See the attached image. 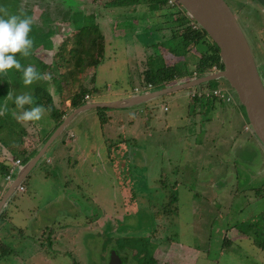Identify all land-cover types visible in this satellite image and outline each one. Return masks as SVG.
<instances>
[{
	"label": "rangeland",
	"instance_id": "rangeland-1",
	"mask_svg": "<svg viewBox=\"0 0 264 264\" xmlns=\"http://www.w3.org/2000/svg\"><path fill=\"white\" fill-rule=\"evenodd\" d=\"M227 1L234 12L242 5L240 0ZM165 7L172 11H179L181 8L179 4L175 6L166 5L163 8L165 9ZM237 12L239 11L237 10ZM262 15L263 12L260 8L245 4L243 12H239V22L250 42L257 64L264 77V20ZM119 17L122 18L119 26L117 23L118 21L115 20V24L119 27V31H122V28H125L127 25L129 27H135L134 21L138 18L125 13L119 14ZM142 18H144V14ZM158 18V15L154 14L153 17L147 20L149 21L152 19V21H157ZM187 19L188 18H183L181 21L186 22ZM174 20L175 19H173V21ZM118 37L120 40L116 39V32H111V36H108L109 40L108 47L106 46L105 59L95 64L93 67H88L87 61L81 63L84 64L82 68L75 66L73 60L65 64L66 62L63 60L65 56L70 58L67 52L63 59L57 58L58 64L61 63V71L65 74L62 79L64 87L62 89V96L58 95L56 99L57 102H59L58 106L61 107L62 105L63 108L65 101L62 100L71 99L76 92L84 88H88L90 90L89 92L93 93L96 99L112 98L119 89L128 93L133 91L134 86L137 85L138 82L134 77L137 68L144 67L145 63H142V60L146 62V59L153 56L154 52L149 48L146 49V54L136 51V53L130 56L125 40L122 38L124 36ZM71 45L70 41V45L67 49L70 48ZM170 59L168 60L169 62L175 61L174 58L172 60ZM89 60H91V57ZM137 60H141L139 63L140 65L135 62ZM86 66L88 68H86ZM146 68L147 66H145L144 69ZM211 83L215 84L216 81H211ZM221 83L223 84L218 87L224 90H226V87L222 85L230 86L225 79H222ZM53 89L55 88L52 87L51 90L53 91ZM187 90H189V88L170 92L153 99L155 102L163 99L167 101L164 106L167 108H164L166 111L163 107L161 109L155 107L152 113L154 117L151 119L153 131L158 133V135H162L161 138L165 139L168 136L163 127L166 125V122H168V127L170 126L174 132H176V130L187 121ZM177 93L179 97L173 98L172 96ZM35 99L37 100L38 98ZM211 99L218 100L216 97H211ZM33 103L39 105L38 100L37 102L33 100ZM30 105L31 106H27V108L29 107L30 109L34 107L32 104ZM143 106L144 105H137L120 109H90L81 113L80 116L72 122L70 127L76 134H79L83 138V144L80 145V143H75L71 147H68L69 151L66 152L69 157H67V159L69 160L70 158L71 163L68 164L66 169L65 166H62V163L58 161V159L64 157L63 154H56V159H54L53 150L50 149L47 155L38 162L36 167L25 178L24 185L26 191L16 192L15 198L20 204L22 203L24 205V203H26L29 210L25 215H21L13 226L4 231L6 232L5 234L2 232V229H0V232H2L0 234L1 241L8 244L10 247L9 252L0 254V264H17L14 261V254L16 257L19 255L20 257L23 256L24 264H67L70 262V254L77 256L79 252L83 259H86L88 264H104L105 259L107 264H109V252H111V248L114 247V243L113 240L109 239L107 234L97 232L93 229L80 231L79 226H73L76 230L75 232L74 229H71L63 235V237H68V239L72 241V251L66 255H62L58 251L59 248L56 250L46 245V240L50 239L54 231H56L55 227L52 226L48 219L52 217L57 218L58 221L62 222L56 225L59 227H61L60 225L62 224H69V226H72L76 223H82L81 221L87 219L86 213L98 215L100 212L104 211L102 210L100 202L95 199L96 197L99 199L101 198L107 205L114 202L121 204V192L123 189L131 193L133 192L132 194L136 197L146 198L143 199L142 203H140V201L137 202V198H127L126 202H128V204L137 203V214L131 216V223L135 226H133L130 231H134L135 228L136 232H141L143 227L144 230H146L150 226H153V224L151 225L153 216L147 208L146 204H148V202L146 200L152 204L162 203L163 205V201H165L166 197L169 199L172 195H175L178 197V200L171 206L173 213L170 212V219L174 221L172 224L176 227L174 231L178 232V230H176L177 228L182 230L180 234L181 237L175 239H179L178 244H184L185 246H191L193 244L197 249L202 250L200 253L202 261L203 258L206 260L210 258V260L215 259L216 262L217 258L220 257V260L223 259L221 264H243L242 261L248 264L251 259H253L252 253L256 254L261 252L260 249L258 250V248L252 244L251 240L247 241L242 237L236 240L235 243L224 244L222 242L223 229L225 235L227 229L232 230V225L234 226V224H238V226H235L236 228L234 227L236 230L241 229L242 232L255 234L254 231L250 232L248 226L243 224L249 219L248 209L243 213L239 211L242 205L247 204L251 199L256 197L254 191L244 194L241 190H248V187L256 186L259 181L263 180L261 177H256L255 183H248V181H250L249 179H252V176L256 173L253 166L255 162L252 157H248L249 160L253 161L252 163L251 161L246 162V158H242L243 161L240 163L241 160L236 159V155L233 154V151H229L231 154L229 155L226 151V145H220V141L219 144L217 143V145L220 146V155L225 152V154L229 156V161H226V164L229 165V169L226 168V171L223 172L222 168H220L222 177L217 178L218 180L215 181L212 180V183L217 187V191L221 196L216 202L213 201V197L208 201L204 199L203 192L200 191L195 181L180 177L182 172L180 175H177L175 167H171L167 159L162 158L159 152L157 154L154 144L150 145L146 143L145 148L144 144H141V150H135L136 154L142 155L143 153L147 162L135 159L134 163L123 167L122 160L117 159L115 160V166L104 167V163L109 159L107 158L108 143L111 139L117 141V137H124L125 135L119 121L121 118L124 121V127L128 130L147 128V121L150 118L148 117L149 113H147V111L143 109L140 110ZM41 108H45L44 104L41 105ZM69 108L72 109L73 107L69 106ZM106 111H108V117L104 122L102 116H107ZM40 121L42 123H47L48 119L42 117ZM185 125L189 128L191 123L189 125L185 123ZM16 128L19 132V130L23 129V126L17 125ZM108 130L111 131V133H109ZM25 133H28V129L25 130ZM168 138V140L172 139L169 136ZM173 141H176V137H173ZM204 143L206 144V142ZM111 148L110 153L114 151ZM257 150H259L258 147ZM253 151L254 150L251 149L248 152L252 155V153H254ZM49 155L53 157L52 162L46 161ZM240 155L241 153H239V156ZM254 155H256V153H254ZM9 167H12V162L9 163ZM93 167L95 168V173L92 172ZM184 169L188 174H190V171L195 172L196 170L194 166H185ZM204 170H207L206 167H204ZM17 171L18 168L15 169V174ZM65 174H68V177L71 176L69 180L73 179L72 189H74V195H69L63 187L64 177H66ZM203 176L211 178V172L208 171L207 175ZM223 178L227 179L224 180ZM237 178H239V180ZM125 180L130 183H127L123 188L122 184ZM50 182H52L53 188ZM78 187L79 192H75V189ZM238 187L240 189L239 192L236 193ZM51 197H53V200H50ZM55 198L57 199L54 200ZM230 198L233 200H230ZM211 202L212 204H210ZM141 204L144 205L141 207ZM198 205L203 207L206 206L208 213L203 211L200 212L199 207H197ZM260 205L264 207V199ZM217 212H219L218 220L213 226H210ZM59 215L62 217H59ZM176 216L177 218L174 219ZM30 217L33 220L30 219ZM103 221V216H98L95 219L97 225L103 223ZM45 223H48L49 226H46ZM200 223L207 227L209 234L212 233L211 245L207 251L208 256L206 252L203 253V250L206 248L202 246L203 243L198 239L199 229H202ZM39 224H42V226H38ZM93 227L100 228L101 226ZM149 232L151 231H143L145 236H147ZM232 233L233 230L231 234ZM39 237L44 239L45 244L43 248L39 243ZM159 243L156 255L159 256L163 264H183V261H186L182 259L181 256H183V258L191 257L192 261L199 256L198 253L192 254L191 256L188 253L190 252L188 249L185 251L181 250L177 243H170L160 239ZM104 248H106L104 253L108 251L107 256L102 253ZM221 249L226 251L225 256H221ZM46 254L50 256L48 260H46ZM67 255L69 257H67ZM146 263L145 261V264ZM126 264L140 263L131 256L128 258ZM196 264H201L200 260Z\"/></svg>",
	"mask_w": 264,
	"mask_h": 264
},
{
	"label": "crops",
	"instance_id": "crops-1",
	"mask_svg": "<svg viewBox=\"0 0 264 264\" xmlns=\"http://www.w3.org/2000/svg\"><path fill=\"white\" fill-rule=\"evenodd\" d=\"M154 14L158 15L157 21L147 20L150 17H153ZM133 13L131 16H134ZM144 13V18H142L143 15H141L139 18H137L134 21V30H125L123 33V39L125 40L127 50L129 52V55L136 53V51L144 52L146 54V49L151 48L154 52L153 56L146 59V62L143 61L142 63H145V66H147L146 69L144 67L137 68V72L135 74V79L138 80L137 85L134 86L133 91L131 93H136L135 90L136 87L144 85L146 82V79L144 77V72L148 69H152L153 71L157 70L161 66H177L178 69L181 71L182 76L178 78L175 82L169 84L174 85L180 82H186L190 81L196 78H202L204 76L212 75L220 70V68L217 65H213L212 68L209 71H206L204 73H200L197 70V64L200 61V58L202 55L209 54L212 51H214V48L212 47L211 41L209 39H205L201 41L198 45L195 47H192L190 51L186 50V47L182 44L183 38L181 36H178V28H180L179 21L175 18L174 13L172 10H169L167 8H163L161 6V3L154 2L151 6V12L149 15ZM172 15V16H171ZM139 16V15H138ZM172 17V18H171ZM154 19V18H153ZM173 19H175L173 21ZM130 22V21H129ZM127 29L132 27L126 26ZM125 27V28H126ZM127 31V32H126ZM112 30H109L110 36H111ZM150 38V40H146V38ZM153 57V58H152ZM170 58H174L175 61L169 62L168 60ZM105 59V55L103 57V60ZM162 59V60H161ZM170 59V60H172ZM141 60L135 61L138 65L141 62ZM171 63V64H169ZM63 81V80H62ZM211 81H216V83H211ZM208 82H203L202 84L191 87L189 90H187V98L188 102L186 104V108L188 109L187 112V121L185 122L187 125L191 123V126L188 128L185 123L180 126L174 132V130L169 126L168 122H166V125L164 127V131L167 132L168 136L172 139L168 140L167 138L163 139L161 138L162 135H158V133H155L152 129L151 119L154 117L152 115L154 108L159 107L161 109L165 108L166 100H160L155 102V100H150L147 102H144L139 105H144L143 108L140 110L147 111L148 117L150 118L147 121V128H138L135 130H128L126 127H124V121L122 118L119 120L122 128L124 130V137L119 136L116 139L117 141H114V139H111V141L107 145V161L104 163V167L108 166H115V160L121 159L123 163V167L126 165H131V163H134L135 159H139L141 161H146L143 153L142 155L136 154L135 150H141V144H144V148L146 147V143L148 144H154L156 148V152L161 154L162 158L167 159L169 162L168 164L171 167H175V170L177 172V175H180L182 172V175L180 177L183 178H189L192 181H195L196 184H198L200 191L203 192L204 199L211 200L210 198L213 197V201L216 202L219 197H221L217 191V187H215L214 183H212V180H218L217 178L222 177V173L220 168H222V171L225 172L226 168L229 169V165L226 164V161H229V156L225 154V152L220 155L219 148L220 146L217 145H226V151L229 155V151H233V154L236 155V159H240L242 163L243 159L246 158L247 161H251V163L254 161V172L255 174L252 176V179H249L248 183H255L256 177H261L263 180L259 181L256 186H250L248 187V190L244 189L241 190L242 193H248L251 191H254L256 197L251 199L250 202H248L245 205H242L240 207V213H243L246 209H248V218L245 223V226H248V230L250 232H255V234L242 232L240 229H235V226H238V224L232 225L233 233L231 234L232 230L227 229L224 235V229H223V236H222V242L225 244L235 243L236 240L240 239L241 237L244 238L247 241H252V244L260 249L261 252L259 253H252V258L250 263L248 264H264V207L263 205H260L262 200L264 199V150L261 147V145L256 140L255 136L252 133L251 128H247L249 126V122L247 119L246 114L244 111L240 108V106L234 101H221L220 99H211V97L205 96L203 98H196L192 97L191 93L195 90H206L208 88L218 87L221 86L222 80H211ZM153 84V83H152ZM214 84V85H213ZM47 92L52 96L53 103L58 109V111L63 114L61 117L55 118V116L52 115L51 112L48 110V105H44L45 108L43 109L41 118L36 121H22L17 120L16 116H18L22 111L18 108H16L15 104L13 103V100L6 101L5 105L0 103V107L3 108V113L0 114V203L4 196L8 192V187L12 183V181L16 178L19 171L16 172V174H13L12 180L7 181L6 175L9 172V163L11 162V158H21L23 163L21 166L28 161H30L34 156L38 154V152L42 149L48 138L51 136V134L54 132V130L57 128L59 122L64 120L72 111L73 106L71 105V99L62 100L65 101L61 107L58 106L59 102H57V96H62V89L63 83H57V84H49ZM167 85V86H169ZM122 86V85H121ZM223 87H226V85H222ZM53 91L51 90V88ZM166 87V86H164ZM164 87H156L155 84H153V88L145 89L143 91H151L158 88H164ZM11 88V87H10ZM88 89V88H87ZM89 90V89H88ZM175 92V91H174ZM91 92H89L90 94ZM105 94V93H104ZM129 94L128 92L124 90H118L112 98H101L96 99L93 93L90 94L91 99L90 101H109L113 99L122 98V96H125ZM173 98H177L178 93L174 94L172 96ZM218 101V102H216ZM61 103V102H60ZM32 106H37L33 105ZM31 106V105H29ZM41 107V105H39ZM69 106H72L73 108H69ZM137 106V105H136ZM5 108H8L6 111H4ZM127 108V107H126ZM75 109V108H74ZM114 109H120V108H114ZM139 110V111H140ZM165 110V109H164ZM71 111V112H68ZM166 111V110H165ZM81 114V113H80ZM79 115L75 116L74 119L70 122L67 129L62 133V135L49 147V149L46 151L45 155L41 158V160L47 155L48 151L50 149L53 150V157L54 159L56 154H63V158L58 159L60 163H62V166H65V169L68 167V164L71 163V160L67 159L69 157L67 155L66 151H69L68 147H71L75 143H80V145L83 144V138L76 134L75 131L70 127L72 122L78 118ZM107 116H104L105 118L108 117V111H106ZM44 117V119H48V122L42 123L40 120ZM61 123V122H60ZM108 123V121H107ZM12 124V125H10ZM22 125V130H17L16 126ZM28 129V133H25V130ZM155 129V128H154ZM110 130V129H109ZM108 130V131H109ZM111 133V131H109ZM71 134H73L71 136ZM173 137H176V141H173ZM206 142V144L204 143ZM256 146V147H254ZM112 147V148H111ZM254 147V148H253ZM257 147L259 150H257ZM110 148L113 149L110 153ZM251 149H253L254 153L252 155L250 154ZM142 152V151H141ZM239 153L241 155L239 156ZM52 155L47 156L46 161L52 162L53 161ZM248 157H252V160H249ZM258 158V159H256ZM40 160V161H41ZM147 162V161H146ZM38 164V163H37ZM185 166H194L195 172L190 171V174L186 172L184 169ZM36 167V166H35ZM34 167V168H35ZM204 167H206L207 170H204ZM33 168V169H34ZM32 169V170H33ZM65 171V170H64ZM207 171V172H206ZM211 172V178L205 177L203 175H207V173ZM92 172H96L95 168L93 167ZM186 174V175H183ZM66 177H64L63 187L66 190V192L69 195H74L72 189L73 187V179L69 180L68 174H65ZM229 175V174H228ZM193 176V177H192ZM238 176V175H236ZM210 178V179H209ZM224 180L227 178H223ZM239 180V178H237ZM236 179V180H237ZM237 180V181H238ZM24 181L21 183L24 185ZM130 182L124 181V186ZM225 183V182H223ZM20 184V185H21ZM51 187L53 188L52 182H50ZM19 185V186H20ZM18 186V187H19ZM263 186V187H261ZM25 187V185H24ZM258 188V189H257ZM239 187L236 191V193L239 192ZM176 190V189H175ZM246 190V191H245ZM26 188L24 191L25 192ZM19 192L18 188L17 191ZM16 192L9 198L6 205L3 207L4 213H6L5 218H0V229H2V232L5 234L9 227L13 226L16 221L19 220V217L21 215H25L26 212H28L29 207L24 203V205L21 203H18L15 196ZM75 192H79V187L75 189ZM78 195V194H77ZM177 200L178 197L176 196ZM55 198L54 200H56ZM100 204H102V207L106 211L112 204H118L116 202L110 203L107 205L103 200L100 198H95ZM203 199V198H201ZM50 200H53V197L50 198ZM230 200H233L230 198ZM56 202V201H55ZM224 203V202H223ZM212 204V202L210 203ZM222 204V203H221ZM56 206V204H55ZM200 212L203 211L205 213H208V210L206 206H200L198 205ZM72 209V208H71ZM3 213V212H2ZM219 212L216 213L214 217V221L210 226H213L217 220H218ZM59 217H62L59 215ZM30 219H32L30 217ZM33 220V219H32ZM53 227H55V230L58 226L57 224H61V221H58L57 218L52 217L48 219ZM46 226H49L48 223H45ZM43 224V225H45ZM240 224V223H239ZM65 226H69V224H64ZM38 226H42V224H39ZM60 226H63L60 225ZM200 226H202V229H199L198 239L200 242L203 243V247L206 248L203 250V253L206 252L208 256V250L211 245V238L212 233L209 234L207 227L203 226L202 223H200ZM235 227V228H234ZM0 232V234L2 233ZM182 232V231H181ZM52 233V232H51ZM177 233V236L171 237L172 243H177L181 235H179V232L175 231ZM231 234V236H230ZM58 232L53 233V238L55 241L59 240V237H57ZM255 235V236H254ZM226 236V237H225ZM233 236V238H232ZM229 238V239H225ZM0 243L5 244L8 246V244L1 241V235H0ZM39 243L44 247V239L39 237ZM180 245V244H178ZM190 252H188L191 256L192 254L200 253L202 250L197 249L195 245L188 246L187 248ZM42 250V249H39ZM46 252V250H45ZM221 256H225L224 249L220 250ZM47 255V254H46ZM14 256V261L17 264H24V258L23 256L18 257ZM248 256V255H247ZM44 257V256H43ZM16 259V260H15ZM215 262V259L210 260L207 259L205 263L209 264H221L222 260H220V257L217 258ZM243 264H245L244 261H242ZM204 263V264H205Z\"/></svg>",
	"mask_w": 264,
	"mask_h": 264
},
{
	"label": "flooded vegetation",
	"instance_id": "flooded-vegetation-1",
	"mask_svg": "<svg viewBox=\"0 0 264 264\" xmlns=\"http://www.w3.org/2000/svg\"><path fill=\"white\" fill-rule=\"evenodd\" d=\"M154 2L161 3L163 7L166 5L175 6L177 4L175 0L172 4L170 0H0V16L4 18L10 15H17L21 18L26 16L32 21L31 30L28 33V36L32 40V47L29 50V54L27 56H22L19 52L13 54L19 61L21 68L17 70L13 67L0 73V103L5 105L6 101L9 100L8 95L14 98L16 95L23 94L30 95L35 101V98H38L37 95L41 96L47 90L46 86H48V82L49 84L63 83L62 79L65 74L62 73L61 63L58 64L57 58L63 59L67 52L70 58L65 56L63 59L66 62L65 64L70 63L71 60L75 64L74 51L80 46H89L91 38L95 37L94 32L101 37L96 38L102 44L103 54L105 55L106 48L108 47V36L110 35L109 30L117 33L116 39H119L118 36H122L125 30H134V27L128 29L127 27L122 28V31L118 30L120 20L122 19L119 17V14L125 13L132 15L134 13V16L138 18L144 13L149 15ZM245 4L243 3L240 7L238 6L239 8L237 10L243 12ZM180 7L179 11H173L175 18L180 24L190 26L189 23L192 21V18L181 5ZM237 10L235 14L239 20V12ZM183 18H188L189 21L188 19L186 22L181 21ZM115 20L118 21V26L115 24ZM146 40H150V38L147 37ZM70 41L72 45L67 49ZM27 66H32L41 77L45 78L35 79L32 83L25 85L23 83L22 72ZM86 99L89 102L91 97L89 96ZM29 105L25 104L20 110L29 109V107L27 108ZM7 109L5 108L4 111ZM123 190L121 192V204H112L106 211L102 207L104 211L98 215L86 213L87 219L81 221L82 223H76L72 226H65L64 224L61 227L58 226L56 232H58L57 237H59V240L55 241L51 234L52 237L46 240V245L56 250L59 248L58 251L62 255L68 254L72 251V241L68 237H63V235L71 229H74L75 232L76 230L73 226H79L80 231L93 229L97 232L107 234L109 239L113 240L114 247L109 252V264H126L128 258L131 256L140 264H145V261L147 262L146 264H163L159 256L156 255V250L160 244L159 239L171 243L173 242L171 241V237L177 236V233L174 231L176 227L172 225L174 221L170 219L171 213H173L171 206L176 201L169 205V199L166 197L162 205V203L152 204L146 200L148 202L146 204L147 208L153 216L151 222L153 226H150L146 230L143 227L141 232H136L135 228L134 231H130L135 226L131 223V216L137 214V203L128 204L126 202L127 198H137V202L140 201V203L146 198L136 197L132 194L133 192ZM143 205L141 204V207ZM98 216H103L104 219L103 223L99 225L95 222ZM176 218L177 216L174 219ZM93 226H101L102 228ZM147 230L151 232L145 236L143 231L145 232ZM176 230H178L180 235L182 230L179 228ZM179 246L183 251L188 248L184 244H180ZM105 249L102 250V253L107 256L108 251L104 253ZM45 257L48 260L50 256L47 255ZM67 257L69 256L67 255ZM181 257L186 261H183V264H196L199 260L202 264L206 261L204 258L202 261L200 255L193 261L191 257ZM69 260L70 262L67 264H88L80 252L77 256L70 254ZM104 264H107L106 259L104 260Z\"/></svg>",
	"mask_w": 264,
	"mask_h": 264
},
{
	"label": "water",
	"instance_id": "water-1",
	"mask_svg": "<svg viewBox=\"0 0 264 264\" xmlns=\"http://www.w3.org/2000/svg\"><path fill=\"white\" fill-rule=\"evenodd\" d=\"M186 13L196 21L219 49L223 65L218 72L186 82L169 85L151 91L129 93L122 98L107 101H89L75 108L54 130L42 149L30 161L18 167L16 178L0 203V215L9 198L29 175L51 145L67 129L75 116L90 109L126 108L153 100L164 94L198 86L203 82L225 79L233 100L247 116L249 127L264 150V77L254 56L250 42L226 0H176ZM249 6L260 8L264 20V0H240ZM1 217V216H0ZM112 264V263H111Z\"/></svg>",
	"mask_w": 264,
	"mask_h": 264
},
{
	"label": "trees",
	"instance_id": "trees-1",
	"mask_svg": "<svg viewBox=\"0 0 264 264\" xmlns=\"http://www.w3.org/2000/svg\"><path fill=\"white\" fill-rule=\"evenodd\" d=\"M179 19V18H178ZM180 28H178V36H181L183 38L182 44L186 47L187 51H190L192 47H195L198 45L201 41L205 39H209L207 36V33L199 28V29H192L191 26H187L185 24H180ZM95 37L91 38L90 45H83L74 51V58L76 60L75 66H79L82 68L84 66V61L88 62V67H93L95 64H98L99 62L103 61V50H102V44L99 42L98 38H101L97 35L96 32L93 33ZM98 37V38H96ZM211 41V40H210ZM212 47L214 48V51H212L209 54L202 55L200 58L199 63L197 64V70L200 73H204L206 71H209L213 65H217L220 69L223 68L220 56H219V49L217 45L211 41ZM91 57V60H89ZM86 59V60H85ZM89 60V61H88ZM83 65V66H82ZM86 66V68H88ZM182 76L181 71L178 69L177 66H161L157 70L153 71L152 69H148L144 72V77L146 79L147 83H153L156 85V87H164L167 86L173 82H175L178 78ZM88 89L84 88L81 89V91L76 92L71 97V105L74 108H77L87 102L86 95L89 94ZM43 92L41 96H38V102L39 105H48L49 112L52 113L55 118L61 117L63 114H61L56 106L53 103L52 96L49 93ZM35 99V101L37 102ZM34 101V102H35ZM38 104V103H37ZM99 110L102 108H98ZM104 122L106 118L102 116ZM62 122V120L60 121ZM59 122V124H60ZM58 124V125H59ZM177 200L175 195H172L169 198L168 204L171 205L173 202ZM6 213H2L0 216L2 218H5ZM0 217V218H1ZM9 246H6L5 244L0 243V254H5L9 252Z\"/></svg>",
	"mask_w": 264,
	"mask_h": 264
},
{
	"label": "clouds",
	"instance_id": "clouds-1",
	"mask_svg": "<svg viewBox=\"0 0 264 264\" xmlns=\"http://www.w3.org/2000/svg\"><path fill=\"white\" fill-rule=\"evenodd\" d=\"M31 19L29 17H19L10 15L7 18L0 16V73L10 68L19 70L21 65L13 54L19 52L22 56H27L32 47V40L28 36L31 30ZM23 83L30 84L35 79L41 77L32 66H27L22 72ZM8 95V94H7ZM8 99L13 100L16 108H23L25 104H32L33 98L28 94L16 95L14 98L8 95ZM43 109L37 105L30 109L23 110L17 120L36 121L41 118ZM3 113V108L0 107V114Z\"/></svg>",
	"mask_w": 264,
	"mask_h": 264
},
{
	"label": "built area",
	"instance_id": "built-area-1",
	"mask_svg": "<svg viewBox=\"0 0 264 264\" xmlns=\"http://www.w3.org/2000/svg\"><path fill=\"white\" fill-rule=\"evenodd\" d=\"M173 2H174V0H170L171 4ZM175 2H177V1L175 0ZM177 4H179V3L177 2ZM189 25L191 26L192 29H195V30L201 28L199 26V24L196 21H194L193 19L189 23ZM150 88H153V84L152 83H145L142 86L136 87L135 90L137 92H141L142 90L150 89ZM191 96L192 97H196V98H203L205 96L216 97V98L220 99L221 101H232L233 100V97L230 95V93H229V91L227 89L224 90V89L219 88V87L208 88L206 90H195V91H193L191 93ZM88 97H89V95L87 94L86 98H88ZM165 109H167V108L165 107ZM247 128H249V126H247ZM72 135L73 134H71V136ZM10 160L12 162V167L9 169V172L6 175V180L7 181H11L12 180L13 174L15 173V169L20 167L21 164L23 163L21 158H11ZM18 190L19 191H24L25 190L24 185L21 184L18 187Z\"/></svg>",
	"mask_w": 264,
	"mask_h": 264
}]
</instances>
